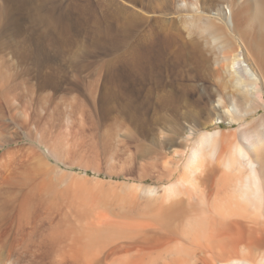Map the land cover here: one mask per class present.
<instances>
[{
    "label": "rangeland",
    "instance_id": "obj_1",
    "mask_svg": "<svg viewBox=\"0 0 264 264\" xmlns=\"http://www.w3.org/2000/svg\"><path fill=\"white\" fill-rule=\"evenodd\" d=\"M110 1L0 0V75L6 77L3 80L0 76V142L6 139L12 141L3 146L0 143V157H3L0 159V208L7 191L12 184L18 183V175L24 169L21 163L24 153L20 150L23 147H32L50 166L47 171L51 187L41 186L35 191L38 198L46 197L56 204L51 214L45 212L43 206H36L30 215V223H23L22 228L15 214L0 211V264H35L39 260L40 264H49V260L44 259L41 239L48 232L49 225H55L62 218L61 213L57 212L60 209L61 212L68 211L73 223L79 216L77 222L84 218V223L99 222L110 215L116 220L122 218L120 222L123 224L110 222L115 229L107 225V230L100 235L94 234L90 239L87 238L89 235L85 236V240H92L90 251L98 255L84 256L86 260L92 257V264H149L150 257L157 260L151 264H228L229 260L220 257L202 259L203 255L191 241L197 236L196 231H190L187 235L182 226L176 228L177 245H174V240H158V234L148 230L151 226L143 227L142 231L138 223L150 214L140 204L141 200L145 201L146 195L140 191L132 194L130 188L125 186L147 185L163 189L164 185L175 182L198 135L191 134L188 124H195L198 131L233 133L241 126H247L261 132L264 107L257 112H250L255 105L242 108L244 111L240 108V113L231 111L235 117L243 118L240 123L231 121V113L214 109L218 93H233L231 73L226 67L227 62L217 59L212 44L204 43L208 44L203 45L205 53L197 49L193 52L186 50L185 53L173 45L190 38L184 23L180 21L186 15L179 9V5L183 4L181 0ZM187 1L198 12L210 15L212 19L218 17L214 9H204L203 0L198 3L195 0ZM128 8L139 17H130ZM224 11L230 16L228 9ZM226 15L224 21L220 22L218 18V21L214 20L233 36L235 51L242 54L245 62L258 75L259 85L264 91V45L253 33L243 34L235 25L230 27ZM142 16L146 20L145 25L156 17L168 21L154 24L164 37L163 60L160 63L163 71L160 84H163L158 88L150 89V86H157L151 81L155 76L149 77L150 73L145 67L133 62L134 54L129 49L134 31L145 33ZM88 73L91 74L87 76ZM245 74L240 73L248 79ZM90 79L97 85V91L93 89L96 93L87 88L92 86L88 84ZM15 86H26L32 89V93H29L30 90L18 91L19 95L15 92L17 96L12 99L13 106L7 89L12 87L14 91ZM173 89L185 96L184 101L176 104L177 110H172L173 104L167 102ZM42 99L47 102L37 117ZM64 101L67 112L64 110L63 116ZM70 102L73 106L81 103L84 106L81 109L79 105L71 111ZM58 103L62 104V113ZM54 107L56 122L51 137L54 139L50 138V141L57 146L61 143L59 148L54 145L59 157L52 153L48 139L40 134ZM244 112L247 115L244 116ZM117 122L123 128L116 137L115 151L110 154L101 133L105 127ZM33 131L40 138L39 144H33L28 138ZM169 137L177 141L171 148L165 143ZM230 147L226 146V149ZM10 150L19 152L16 156L9 154L8 158L6 152ZM33 180L37 182L39 179ZM124 221L127 223L124 224ZM243 232L242 240L249 242L248 232ZM170 245H179L184 251L170 250L172 253H167ZM187 249L192 251L189 253ZM160 253L164 255L157 259L155 255ZM69 257H55L54 263H89V260L86 262ZM251 262L259 264L260 260L251 259Z\"/></svg>",
    "mask_w": 264,
    "mask_h": 264
},
{
    "label": "bare ground",
    "instance_id": "obj_2",
    "mask_svg": "<svg viewBox=\"0 0 264 264\" xmlns=\"http://www.w3.org/2000/svg\"><path fill=\"white\" fill-rule=\"evenodd\" d=\"M195 1L198 3V1L201 0ZM181 2L183 4L179 5V9L186 15L181 17L180 21L184 23L190 38H187L183 42L177 41V43H173V45L176 46L179 51L184 50L185 53L186 50L193 52V50L196 49L201 51L200 53H203L205 49H203V45L212 44L215 46H213L212 49H215L217 59L227 62L226 67L231 73L233 93H218L214 104V109L231 113L233 110L239 111L240 108L242 109L250 105H255L250 112L259 111L260 108L264 107V91L259 85L260 79L253 71L251 66L245 62L242 54L235 51V39L232 38L233 36L228 34L225 28L216 21H224V18H226L224 9H228L230 16L226 15L228 19L227 24L229 23L230 27L235 25L236 29L240 33H253L264 45V0H203L204 9H214V14L218 16L215 17L218 18V20H216V18L212 19L210 15L198 12L192 6L190 1L188 2L187 0H181ZM127 10H125V12H127ZM131 10L128 11L129 13L127 12L128 15L130 14V17H139V14L134 13V11ZM162 10H164L163 7ZM142 17L144 18V16ZM145 22L146 20L144 21V29H146L145 33L138 34L134 31L130 41L129 49L130 53L134 54L133 62L139 64L141 67H145V69L150 73L148 74L149 77H151V75L155 76L151 78V81H153L157 86H150L151 89L153 87L158 88L159 85L163 84H160L163 81V78H161L163 71L160 63H162L163 60L162 52L164 50V37L161 30L155 29L154 24L157 22L163 23L168 21L162 19V17H156L148 25H145ZM225 23L223 24L227 26ZM72 26H75L74 22L72 23ZM205 42L208 44H204ZM241 72H245L247 74L245 75L248 76V79L243 78V76L240 75ZM89 74L91 73H88L87 76H89ZM0 76H2V79L4 80L5 76L2 74ZM88 84L92 85L87 87L89 90L93 91V89H95L97 91V85L92 82V79L88 81ZM11 88L12 87H8L7 92L10 102L13 106V97L17 96L18 91L22 93L23 91L29 92L30 90V88L26 86H15L14 91ZM98 89L99 91L101 90L99 87ZM31 90L29 92L30 94L32 93ZM15 92L17 93L15 94ZM93 92L96 93L95 91ZM184 99L185 96L181 91L173 89L170 91V98L167 100V102H171L173 104L172 108L174 109L172 110H177L176 106L184 101ZM46 102L42 99V104H39L38 106L36 114L37 117L40 116V113L43 111V106L46 104ZM64 105L63 116L65 115L64 110H67V103L65 101ZM79 105H81V109L84 106L83 103ZM79 105L75 104L73 106L70 102V110L73 111L77 109ZM58 106L61 108L62 113V104L58 103ZM242 110L244 111V109ZM243 114L245 116L247 115V112H244ZM242 119L243 118L235 117V115L231 113L232 122L240 123ZM55 122L56 118L54 107L42 125L44 133L42 130L40 132V134H43V137L45 136L48 139L52 153L57 152V148L54 146L56 144H52L50 141L52 139L51 137H53V128H55ZM117 123L111 126L108 125V127H105V129L103 128L104 131L101 133L103 139H105L104 144L106 145L109 153H113V151H115L114 145L116 137L118 133H120L119 131H121L123 128L122 126H119V123ZM194 125L188 124V127L191 130V134L198 135L196 136L197 138L194 141L191 151L189 150L190 153L186 156V160H183L184 166L181 168L182 172L179 174V177L175 182L169 184L168 186L164 185L163 189H160V187L156 188L154 186L148 187L147 185L125 186L130 188V192H132V194L136 193V191H140L146 195L145 201H139L143 207L145 206V210L150 214L145 218L144 221L138 223L140 226H142L140 229L142 230L143 227L151 226V229L148 230H152L158 234L160 238L158 240L161 241L164 238V242H166L168 240L175 241L176 228H180L182 226V230L187 235L190 234V231L197 232V236L191 241L194 242L193 245L196 247V250L198 249L203 255L202 259L204 258L214 260L220 257L225 258L227 261L229 260L228 264H255L251 262V259H253L258 261L260 260L259 264H264V123L263 131L261 132L247 126H241L233 133H224L221 130H215L212 132H209L208 130L198 131V128L196 129L197 126ZM36 134L37 133L33 131L28 135V138L31 140V142L33 141V144L38 143V141L40 143V138ZM172 137H169L170 139L165 142L168 148H171L175 143H177L176 140H171L174 139ZM6 140L1 141L2 143L0 142L2 146L12 143V141ZM58 141H60V138ZM54 142L56 143V140H54ZM60 144L59 146H61ZM59 146L57 147L59 148ZM226 146L231 147L230 149H226ZM20 150H22L24 153V159L21 160V156L18 157V159L21 160V163L24 165V169L23 171L21 170L22 172L18 175V183L13 182L15 185L12 184L11 189L7 191V195L2 201L3 203L0 211L4 210L9 214H15L16 220H18L20 228H22L23 223H30V215L37 208L36 206H43L45 212L51 214L53 213L56 204L47 200L46 197L44 199L43 197L38 198L39 195L36 196V189L41 186L50 188L52 185L49 181L50 174H48L47 171V169H49L48 167L50 166L44 162V157L40 153H37V151H34L32 147H23L20 148ZM82 150L83 149H81V151ZM17 152H19V150H10L6 153L8 154V158H10L9 154L15 155ZM182 153L185 154L184 151ZM56 155L57 153L55 156ZM184 156L185 155H183V157ZM36 178L39 179L37 182L33 180ZM30 184L31 186H29ZM122 188L123 187L121 186V189ZM138 196L136 197L138 198ZM154 200L156 202L159 201V203H153L152 201ZM60 210L57 212L61 213L62 218L55 225L50 224L48 232L41 239V245L44 247V257H46L44 259H48L50 262L49 264L56 263L54 261L55 257L63 259V257L72 256L76 259H81L82 261L85 260L86 262L89 260L84 259V256L86 255H92L93 257L95 254L97 257L98 255L96 252L93 253L89 248L90 244H92V240H89L91 236L94 234L100 235L107 230V225L113 226L115 221V223H117L118 221L120 222L122 220V218L121 220L111 218L110 215L108 218L99 222L86 221L87 223H84L82 222L84 218H80L81 220L77 222L80 217L79 216L77 220L75 219L76 222L73 223V221H71L73 219H70L68 216V211L61 212ZM0 214L2 215V213ZM110 222L113 224H110ZM120 223L123 224V222ZM125 223H127V221H124V224ZM109 227L108 229H110ZM114 229H112V231ZM243 230L248 232L250 236L249 242L242 240L243 237L241 238V236L244 233ZM142 231H144V229ZM88 235L89 237L87 238H89V241L85 240V236ZM165 236L170 237L167 239ZM175 244L176 241L174 245ZM174 245L168 246L170 249L166 248L169 250L166 252L172 253L170 250H173V252L174 250H177L175 252L184 251V249L180 248L179 245L175 247ZM187 250L189 253L192 251V249ZM157 255L158 256L155 255V257H158L157 259H159L164 254L160 253V255ZM208 256L212 258H208ZM92 257L87 264H92ZM148 258L145 259L148 260ZM150 258L149 262L151 263L157 261L155 258V260L153 258H151L153 259L151 260ZM39 261L35 264H40ZM113 261H111V263H114ZM142 261L144 262L143 258ZM131 262L133 263V260H131ZM60 263L62 264V262ZM80 263L85 264V262ZM140 263L143 264L142 262Z\"/></svg>",
    "mask_w": 264,
    "mask_h": 264
}]
</instances>
